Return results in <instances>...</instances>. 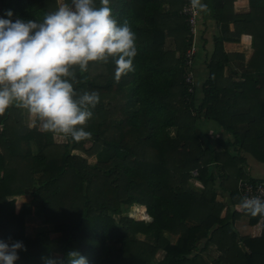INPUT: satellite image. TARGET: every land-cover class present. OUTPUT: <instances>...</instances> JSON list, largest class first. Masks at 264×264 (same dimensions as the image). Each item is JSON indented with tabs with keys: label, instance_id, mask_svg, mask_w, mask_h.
Segmentation results:
<instances>
[{
	"label": "trees",
	"instance_id": "trees-1",
	"mask_svg": "<svg viewBox=\"0 0 264 264\" xmlns=\"http://www.w3.org/2000/svg\"><path fill=\"white\" fill-rule=\"evenodd\" d=\"M199 1L219 26L199 101L186 81L194 34L183 0H109L136 33L137 55L119 81L111 60L75 69L77 92L100 97L83 126L91 136L42 131L15 105L0 114V239L26 247L15 264L66 261L71 250L89 264H264V216L235 209L239 181L256 180L248 159L264 163V0L242 14L236 0ZM65 2L0 0V16L11 9L13 19L39 20ZM243 34L252 37L249 60L224 48ZM138 206L149 220L129 214ZM242 217L263 220L261 236L242 235ZM29 220L49 227L29 233Z\"/></svg>",
	"mask_w": 264,
	"mask_h": 264
},
{
	"label": "clouds",
	"instance_id": "clouds-1",
	"mask_svg": "<svg viewBox=\"0 0 264 264\" xmlns=\"http://www.w3.org/2000/svg\"><path fill=\"white\" fill-rule=\"evenodd\" d=\"M99 3L96 7L95 0H67L39 20L13 19L11 9L0 16V114L15 105L27 109L42 131L76 142L91 136L83 126L100 97L95 90L77 92L75 69L83 73L90 62L111 60L113 78L119 81L134 71L137 55L136 33L128 21H117L109 0ZM240 206L252 216H264V199L244 197ZM23 250V241L0 239V264H15ZM43 264L89 262L71 250L66 261L47 257Z\"/></svg>",
	"mask_w": 264,
	"mask_h": 264
},
{
	"label": "crops",
	"instance_id": "crops-1",
	"mask_svg": "<svg viewBox=\"0 0 264 264\" xmlns=\"http://www.w3.org/2000/svg\"><path fill=\"white\" fill-rule=\"evenodd\" d=\"M235 12L238 14L247 13L250 10L249 0H236L234 4ZM233 28V27H232ZM219 31V26L215 19H213L208 13H202L199 18L198 24V35L196 38V49L198 52L197 58L195 56L194 64L197 61V67L194 68L193 64V74L195 76V90H197V100L203 97L202 86L205 80L209 76V70L206 66L207 54L210 53L211 48H213V36L216 35ZM224 48L228 52H239L245 54L246 60H249L253 55L252 48V37L248 34H243L241 39L238 42L229 41L224 43ZM204 130L209 131L211 126L214 129V134L220 133L218 126L214 122H203ZM210 132V131H209ZM211 133V132H210ZM246 171L249 172L250 176L255 179L256 178L251 175L253 171L264 174V163L257 161L255 158L250 157L248 159V163L245 167ZM242 212V210H237ZM237 229L244 236L250 237H259L263 231V220L258 222L255 225H249L247 219L240 218V220L236 223Z\"/></svg>",
	"mask_w": 264,
	"mask_h": 264
},
{
	"label": "built area",
	"instance_id": "built-area-1",
	"mask_svg": "<svg viewBox=\"0 0 264 264\" xmlns=\"http://www.w3.org/2000/svg\"><path fill=\"white\" fill-rule=\"evenodd\" d=\"M180 14L185 17L191 32L194 34L193 45L191 46V48L187 50L186 53V65H187L186 81L189 84L195 85L193 64H194L195 56L197 54L195 42L198 35L199 18L201 17L202 14V7H200V1L198 0V4L193 5L191 0H183V6L180 9ZM190 90H193V88H191ZM238 189L242 199L244 197H259L261 199H264V179L252 180L249 178V179L240 180L238 184ZM235 209L243 210V208L240 205H237Z\"/></svg>",
	"mask_w": 264,
	"mask_h": 264
},
{
	"label": "rangeland",
	"instance_id": "rangeland-1",
	"mask_svg": "<svg viewBox=\"0 0 264 264\" xmlns=\"http://www.w3.org/2000/svg\"><path fill=\"white\" fill-rule=\"evenodd\" d=\"M212 51H213V48H211V50H210V53H212ZM197 55H198V52H197V54H196V58H197ZM198 62H199V57H198V60H197ZM197 61H196V63L194 64V68L196 69V67H197ZM29 114V119H30V123H33V120L32 119H34L35 117L33 116V115H31L30 113H28ZM29 121V120H28ZM213 127L211 126V129L209 130L211 133H214L215 131H214V129H212ZM57 140L58 141H65V137L63 136V137H61V136H57ZM93 160V159H92ZM94 161V160H93ZM251 175L252 176H254V177H256V178H260V179H264V174L262 173H258V172H256V171H253L252 173H251ZM195 184L198 186L199 184L197 183V182H195ZM24 199L25 198H23V199H20V200H18L17 201V203H16V205H17V208H19L20 206H21V204H22V202L24 201ZM237 209V208H236ZM238 210H240V209H238ZM133 211V212H132ZM129 214H131V215H133V216H135V218H137V219H145V220H149V217H148V214H147V212H146V208L145 207H143V206H138V207H134V208H132V210H131V213H129ZM27 224H28V226H27V230H28V232L29 233H34L35 231H37V229H41V228H43V226H45V227H49V225H43L44 223L40 220H36V221H31V220H29V221H27ZM160 256H162V252H160L159 253V255H158V257H160Z\"/></svg>",
	"mask_w": 264,
	"mask_h": 264
}]
</instances>
